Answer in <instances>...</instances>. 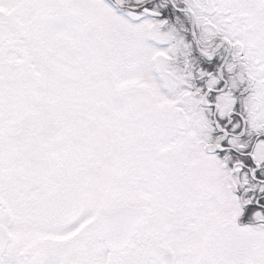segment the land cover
Masks as SVG:
<instances>
[{
  "label": "snow or ice",
  "instance_id": "1",
  "mask_svg": "<svg viewBox=\"0 0 264 264\" xmlns=\"http://www.w3.org/2000/svg\"><path fill=\"white\" fill-rule=\"evenodd\" d=\"M0 264H264V0H0Z\"/></svg>",
  "mask_w": 264,
  "mask_h": 264
}]
</instances>
